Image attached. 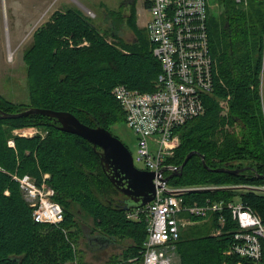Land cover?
Listing matches in <instances>:
<instances>
[{"label": "trees", "instance_id": "1", "mask_svg": "<svg viewBox=\"0 0 264 264\" xmlns=\"http://www.w3.org/2000/svg\"><path fill=\"white\" fill-rule=\"evenodd\" d=\"M135 1L126 20L135 34L132 41L121 33L124 19L119 11L106 10L105 17L112 22L108 27L72 6L55 11L36 29L23 53L29 102H14L0 94V108L11 113L30 106L69 111L86 124H101L109 130L126 122L113 88L125 84L152 91L162 71L147 30L138 25ZM224 5L221 28L209 23L211 52L217 61L215 92L204 96V114L176 129L180 144L168 163L180 167L189 153L194 154L181 169L168 172L171 188L264 184L260 93L264 0H249L246 5L224 0ZM84 41L89 44L82 45ZM58 124L55 118L40 113L0 118V264H88L78 248L77 206L93 216L98 235L111 241L131 240L103 264H142L146 218L129 219L125 197L114 198L121 192L103 170L102 148L59 129ZM27 126H37L45 133L14 135L15 129ZM11 138L15 146L9 144ZM220 167L247 169L234 174L215 170ZM27 173L38 183L49 174L45 182L55 189L53 199L64 210L61 224L35 221L34 208L14 178ZM239 194L264 215V194L254 190H199L182 196L187 203L202 204L208 199L233 200ZM221 215L225 216L224 224L220 223ZM201 223H210L214 230L194 236L181 233L176 264H253L248 258L227 253L237 228L230 210L214 212ZM217 229L222 232L214 234ZM262 244L264 264V240Z\"/></svg>", "mask_w": 264, "mask_h": 264}, {"label": "built area", "instance_id": "2", "mask_svg": "<svg viewBox=\"0 0 264 264\" xmlns=\"http://www.w3.org/2000/svg\"><path fill=\"white\" fill-rule=\"evenodd\" d=\"M79 3L78 0H74ZM151 18L146 28L154 56L160 62L152 91L116 85L112 94L122 105L126 123L137 136L135 165L155 172L157 192L152 201L127 211L132 220L146 218L147 238L142 249V264H176L177 241L181 230L190 224L210 219L212 213L230 210L237 228L234 243L227 251L241 258L263 264L264 215L243 197L233 200H210L187 203L180 194H170L164 181L168 172L180 167L168 160L180 144L176 129L206 111L204 96L215 92L217 61L211 52L210 10L220 8L219 0H142ZM246 5L249 0H235ZM83 5H81L82 8ZM89 16L95 13L84 6ZM83 44H89L84 41ZM260 93L264 111V46L260 72ZM15 146L14 140H9ZM25 199L33 206L37 222L61 224L65 215L62 205L53 199L55 189L45 181L38 183L31 174L14 175ZM247 190V189H244ZM254 191L264 192V184ZM220 223H225L221 215ZM217 229L214 234L221 233ZM238 264H242L240 261Z\"/></svg>", "mask_w": 264, "mask_h": 264}, {"label": "rangeland", "instance_id": "3", "mask_svg": "<svg viewBox=\"0 0 264 264\" xmlns=\"http://www.w3.org/2000/svg\"><path fill=\"white\" fill-rule=\"evenodd\" d=\"M78 1L79 3H75V1L72 0H8L9 3H6V0H0V94L14 102H29L26 66L23 60L24 50L31 43L36 29L46 22L53 12L60 9L63 10L65 6L77 7L82 11L83 9L85 10L84 6H86L95 13V16H92L93 19L103 22L107 27L112 24V22L110 18L106 19L104 14L106 10L109 12L111 10H115L116 12L119 11L124 19L123 23L120 25L123 37L127 41H132L135 38V34L126 22L131 12L133 0ZM219 3L220 8L211 9L209 18V23L215 24L218 30L225 22L223 16L225 6L224 0H219ZM81 5H83V9ZM135 7L138 11L137 20L143 27L149 19L150 13L144 6L142 0H136ZM108 39L113 41L111 36H108ZM227 99L229 100L230 96H228ZM111 132L119 137L129 147L133 154H136L137 136L125 121L112 126ZM37 133L43 134L45 132L37 126H27L14 130V135L17 136L32 137ZM10 140L14 139L11 138ZM137 166L141 167L140 164H137ZM48 176V173L44 174V181ZM262 185V183H252L249 186L258 188ZM262 194H264V192H262ZM124 197L125 195L122 193L114 195V198L117 200H122ZM239 197H243L242 194L237 195L235 198L238 199ZM76 208L77 210L79 208L76 217L80 231L78 248L81 249L84 261L88 264H103L108 261L112 255L121 253L131 244V240L127 238H120L118 241H112L111 243H114V245L107 241H101L98 239L99 231L95 229L96 221L93 216H90L82 206H77ZM213 230L210 223L204 224L200 222L198 225H188L181 230V233L194 236L209 234Z\"/></svg>", "mask_w": 264, "mask_h": 264}, {"label": "water", "instance_id": "4", "mask_svg": "<svg viewBox=\"0 0 264 264\" xmlns=\"http://www.w3.org/2000/svg\"><path fill=\"white\" fill-rule=\"evenodd\" d=\"M34 113L45 114L55 118L59 122V129L79 135L93 143L94 146H100L102 148L100 159L103 170L114 186L125 195L123 202L125 203L126 209L146 205L154 199L157 192V186L154 182L155 172L137 167L129 147L108 128L101 124L97 126L86 124L69 111L30 106L23 111L11 113L0 108V118H19ZM193 154L194 152H191L187 155L180 169ZM246 169V167L240 169L220 167L215 170L238 174ZM169 178L170 176L165 177L164 181L168 183ZM261 178H264V175ZM221 189L255 190L257 188L249 185H233L203 188H169L167 192L182 195L192 191Z\"/></svg>", "mask_w": 264, "mask_h": 264}, {"label": "crops", "instance_id": "5", "mask_svg": "<svg viewBox=\"0 0 264 264\" xmlns=\"http://www.w3.org/2000/svg\"><path fill=\"white\" fill-rule=\"evenodd\" d=\"M15 1H22V0H15ZM72 1H74V0H72ZM8 2V0H6V3ZM9 3V2H8ZM15 3V2H14ZM76 3V2H75ZM145 6V5H144ZM67 6H65V8H66ZM146 7V6H145ZM64 8V9H65ZM75 8H77V7H75ZM63 9V10H64ZM79 9V8H78ZM60 10H62V9H60ZM81 10V9H80ZM57 11V10H56ZM54 13V12H53ZM52 13V14H53ZM150 13V12H149ZM137 15H138V11H137ZM51 17V16H50ZM151 18V16L149 17V19ZM149 19L146 21V23H145V25L143 26L146 30H147V28H146V25H147V22L149 21ZM137 22H138V20H137ZM139 23V22H138ZM140 27H142L141 26V24L139 23L138 24ZM98 238H100V240H103V241H107V242H110V244H113L114 245V243H111L112 241L111 240H109V239H107V238H104V237H102V236H100L99 235V237ZM110 246H112V245H110Z\"/></svg>", "mask_w": 264, "mask_h": 264}]
</instances>
